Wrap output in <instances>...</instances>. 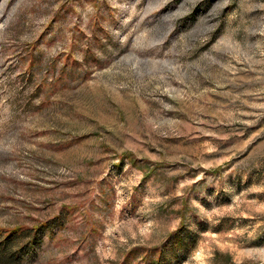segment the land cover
Returning a JSON list of instances; mask_svg holds the SVG:
<instances>
[{"label":"rangeland","instance_id":"374dc122","mask_svg":"<svg viewBox=\"0 0 264 264\" xmlns=\"http://www.w3.org/2000/svg\"><path fill=\"white\" fill-rule=\"evenodd\" d=\"M181 225L178 264H264V0H0V249L144 264Z\"/></svg>","mask_w":264,"mask_h":264},{"label":"trees","instance_id":"16d2710c","mask_svg":"<svg viewBox=\"0 0 264 264\" xmlns=\"http://www.w3.org/2000/svg\"><path fill=\"white\" fill-rule=\"evenodd\" d=\"M49 229V225H41ZM33 229L28 228L26 231H13V235L1 244L0 264H15L19 260V256L13 250L16 238L22 234L28 235V241L32 242ZM198 233L186 225L179 226L166 237V241L161 247L154 249V252L144 264H178L187 256L189 250L196 244ZM26 244V243H25Z\"/></svg>","mask_w":264,"mask_h":264}]
</instances>
